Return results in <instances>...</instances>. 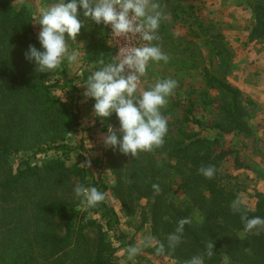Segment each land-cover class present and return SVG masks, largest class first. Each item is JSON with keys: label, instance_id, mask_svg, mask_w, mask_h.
<instances>
[{"label": "trees", "instance_id": "16d2710c", "mask_svg": "<svg viewBox=\"0 0 264 264\" xmlns=\"http://www.w3.org/2000/svg\"><path fill=\"white\" fill-rule=\"evenodd\" d=\"M189 1L177 0V6ZM252 11L249 38L264 40V0H252ZM103 30L72 77L65 61L57 70L38 72L24 56L29 44L41 48L31 10L20 0H0V264H113L115 248L98 220L81 214L82 198L74 195L77 184L98 188V178L87 175L86 165L67 164L60 156L30 163L37 155L69 151L62 143L79 125V88L74 78L82 72L87 78V70L100 65L101 58L105 64L114 62ZM205 82L220 97L219 120L208 127L219 136L187 134L182 129L167 134L162 147L141 152L137 158L111 148L105 157L114 181L111 192L125 217L138 214L143 224H149L155 242L152 252L158 258L185 264L192 256L203 255L206 242L212 240L214 255L205 256V264H264V232L244 231L240 214L231 210L239 196L222 183L227 176L219 172L224 159L235 153L221 148L220 136L252 138L249 120L254 105L223 79L206 74ZM56 91L70 93L68 103L57 98ZM194 109V101H187V116L182 121L202 127ZM96 120L103 126H120L115 113ZM202 165L215 166L212 179L198 174ZM235 166L241 167L242 162L237 159ZM153 184L159 185V194ZM102 189L105 193L107 187ZM94 211L107 218L115 214L104 201ZM244 211L249 217H264V193L258 194L253 210L244 207ZM181 218L191 223L185 225L181 242L171 249L167 237ZM159 243L165 246L162 254L156 251Z\"/></svg>", "mask_w": 264, "mask_h": 264}, {"label": "rangeland", "instance_id": "374dc122", "mask_svg": "<svg viewBox=\"0 0 264 264\" xmlns=\"http://www.w3.org/2000/svg\"><path fill=\"white\" fill-rule=\"evenodd\" d=\"M20 2L28 5L32 12L35 39L39 43L37 36L40 26L37 22L40 12L58 3L59 0H20ZM153 2L159 4L158 11L162 13V19L156 33L159 39L152 41L151 44L158 46L169 59L167 62L149 61L146 74L140 78L137 95L139 91L148 90L157 81L174 79L178 82V87L167 98V105L161 109L162 115L168 122L167 134L173 135L184 129L189 131L187 134L197 133L203 137L219 136L212 130L208 131V127L212 125V122L219 120L220 97L216 90H211L207 86L205 75L223 79L237 88L236 82L245 69L243 60L246 41L250 39V30L254 24L252 0H190L180 7L177 6V0H153ZM78 12L84 25L80 33L75 41L70 40L65 34L69 52L79 53L75 62L70 63L67 59L64 60L69 77H72L83 64L87 49H90L95 40L104 34L103 23L96 24L88 20L83 16L82 9L78 8ZM255 47L264 54V40H254L252 48L255 49ZM99 67L102 65L89 68L88 74L91 75ZM81 74L79 78L73 80V84L78 85L79 88L77 95L79 125L76 131H71L62 143L69 151L66 149L50 151L37 155L30 163L41 164L54 156H60L66 160L67 164L79 167L86 165V162L90 163V169L87 165L85 167L88 170L87 175L94 179L98 178V188H96L99 191L103 192L102 186L107 187L105 193L103 192L106 197L104 202L113 207L115 214L112 218L103 217L101 213L96 214L95 207H89L83 198L79 210L85 218L97 219L102 226L103 232L115 248L111 258L112 263L169 264L168 262L172 260L153 255L155 242L153 239L151 243L147 240L151 237L149 224H143L138 214L125 217L119 203L112 195L111 188L114 181L105 158L111 148L104 146L103 136L107 134L109 127L118 130L120 126H103L96 120L98 117L93 110L95 100L84 96V83L88 77ZM262 79L264 75L261 76V87L252 89L249 94L246 93L247 97L251 101L255 100L257 104L264 103V80ZM54 95L65 104L71 96L70 93L60 91L54 92ZM189 100L194 101L193 112L201 119L202 127L182 121L187 116ZM253 105L252 117L249 120L252 138L245 137L243 134L220 136L221 148L235 152L228 155L220 166L219 172L227 176L222 183L235 190L249 210L255 208L258 194L264 193V128H262L264 120H259L258 107L254 101ZM237 159L242 162L239 168L235 166ZM87 181L91 183V177H88ZM173 190L176 191L175 186ZM174 195L178 196V192ZM144 204L145 202L142 201L140 206ZM131 247L138 248L139 252L129 257ZM173 264L177 263L173 261ZM221 264L229 263L223 261Z\"/></svg>", "mask_w": 264, "mask_h": 264}, {"label": "clouds", "instance_id": "9594fccd", "mask_svg": "<svg viewBox=\"0 0 264 264\" xmlns=\"http://www.w3.org/2000/svg\"><path fill=\"white\" fill-rule=\"evenodd\" d=\"M159 4L153 0H59L58 3L42 9L37 24L40 26L37 39L41 48L29 44L24 53L25 59L33 62L38 72H51L61 68L64 60L70 63L78 59L79 53L69 52L67 37L75 41L84 26L78 8L83 16L96 24L103 23L111 26L114 37L139 35L146 43L141 47L124 46L119 49L115 62L105 64L101 58L99 67L88 76L84 83V96L95 100L94 113L99 118H109L116 114L120 127L118 130L108 128L103 136L106 148L117 149L124 155L137 158L141 152H152L165 143L168 132L167 118L161 109L168 103L178 82L174 79L157 81L148 90L139 91L140 78L146 74L149 61H168V56L162 53L152 41L158 40L156 34L162 19L158 11ZM166 18V17H165ZM42 49V50H41ZM117 131L122 135L118 137ZM90 167V163H85ZM198 174L206 179H212L216 168L214 165H202ZM157 194L160 192L158 184L152 185ZM74 195L83 198L89 207H95L105 200V194L96 187H85L77 184ZM245 202L237 197L231 203L233 213H239L247 233L264 232V217L247 215L244 211ZM188 218H181L177 222L174 232L167 237L168 247L174 249L180 242L184 227L190 224ZM151 243L152 238H147ZM214 241L205 244L203 255H194L185 264H205V256L214 255ZM157 254L165 252L163 243H159ZM139 249L131 247L129 257L137 255Z\"/></svg>", "mask_w": 264, "mask_h": 264}, {"label": "crops", "instance_id": "0c3cea01", "mask_svg": "<svg viewBox=\"0 0 264 264\" xmlns=\"http://www.w3.org/2000/svg\"><path fill=\"white\" fill-rule=\"evenodd\" d=\"M246 42L247 46L245 47V57L243 60V68L245 69L242 71L243 74H241V76L238 78L236 87L244 95L248 96L247 94L251 93L252 89H258L259 87H261L260 80L261 76L264 75V54H262L259 48H252V46L254 45V40L251 41L249 39ZM249 71H251V73ZM253 101L258 107V118H260L259 120H264V103L258 102L257 104L255 100ZM260 105L262 106L259 108ZM168 263L173 264V261H169Z\"/></svg>", "mask_w": 264, "mask_h": 264}, {"label": "built area", "instance_id": "2783aa9c", "mask_svg": "<svg viewBox=\"0 0 264 264\" xmlns=\"http://www.w3.org/2000/svg\"><path fill=\"white\" fill-rule=\"evenodd\" d=\"M104 27L106 30L108 47L111 48L114 52L113 58L118 55L119 49L121 47L128 46V45L130 47H141L145 45L146 43H148L140 39L139 35L131 36L129 40L125 39L124 37H114L112 34L111 26L104 25Z\"/></svg>", "mask_w": 264, "mask_h": 264}]
</instances>
